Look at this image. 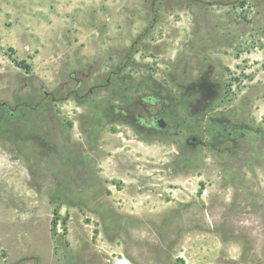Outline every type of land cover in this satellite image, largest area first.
Here are the masks:
<instances>
[{"label": "rangeland", "instance_id": "1", "mask_svg": "<svg viewBox=\"0 0 264 264\" xmlns=\"http://www.w3.org/2000/svg\"><path fill=\"white\" fill-rule=\"evenodd\" d=\"M151 1L118 0L117 8L129 10L132 30L116 33L98 52L80 39V0H0V264H264V153L259 162L253 158L239 166L237 181L262 209L258 227L203 221L177 229L170 245L159 248L151 236L149 241L141 236V227L139 232L123 224L105 227L102 214L82 197L83 173L76 172L79 181L61 178L22 137L51 129L50 119L38 121L35 114H56L67 144L87 156L96 152L108 198L123 223L148 221L161 231L191 205L234 206L240 192L230 178L235 164L224 155L203 149L192 161L189 148H180L178 141L149 138L146 144L128 126L106 124L114 119L112 104L121 106L112 86L80 102L70 96L57 103L45 99L39 111L28 106L41 99V88H72L80 73L91 75L85 88L105 82L109 69L122 64L149 29L134 46L135 65L122 75L151 73L177 92L170 75L180 73L185 53L198 46L191 78L200 67H217L213 81L219 94L206 111L244 114L264 126V0H171L167 5L155 0L154 10ZM202 24L214 33L211 42L202 38ZM105 33L97 23V34ZM12 58L25 60L28 71ZM111 96L108 114H97ZM16 103L26 114L22 121L8 115V106Z\"/></svg>", "mask_w": 264, "mask_h": 264}, {"label": "flooded vegetation", "instance_id": "2", "mask_svg": "<svg viewBox=\"0 0 264 264\" xmlns=\"http://www.w3.org/2000/svg\"><path fill=\"white\" fill-rule=\"evenodd\" d=\"M154 1L152 0L150 4L152 10L155 9ZM170 1L163 0V3L167 5ZM190 2L188 4H192ZM201 34L202 38H207V41L211 42L214 33L206 32L204 24H202ZM139 39L135 40L130 49L136 50L134 46L139 42ZM197 50L199 51L201 48L195 46L194 50L191 48L185 53L186 57L180 64V73L170 75V79L176 84L177 90L184 88L191 93L193 92L194 98L190 105L194 110H199L204 114H160V109L148 102L152 95H148L147 89L141 88L135 93L134 98L136 101L133 104L119 99L121 106L112 104L114 119L112 121L107 119L106 124L115 122L126 125L135 132L139 140L146 144H148L149 138L161 137L178 141L180 148H189L190 160L192 161L200 159V152L207 149L210 153L224 155L229 163L235 164L233 168L236 171H238L240 165L249 162L253 158L259 162L261 148L264 147V136L261 135V126L258 122L246 119L244 114H209L210 112L206 111L219 94L218 85L213 81V75L216 73L217 67L213 64L207 65L204 69L200 67L199 75L191 78L190 66L194 62L195 56L197 58L198 53L194 52ZM136 52L137 50L133 55ZM128 55L129 51L125 54L122 64L109 69L105 82L98 81L85 88L84 80L91 75L90 73H80V76L75 77V84L72 88L66 89L64 84L56 88V92L41 88V99L28 104V106L33 111H39L40 108H43L41 104L48 98L53 103H57L73 96L80 102V100H84L94 93L95 90H101L107 86H112L113 90L115 80L123 76L122 70L124 68L129 67L126 65L129 64L130 60ZM159 83L162 85L161 82ZM24 104L26 105L27 102ZM20 106L21 103L8 106L10 109L8 115L22 121L26 114L23 109H19ZM16 111L19 114H15ZM35 115L38 121L42 120L43 117L46 121L50 119L51 129L45 132H43L44 130H34L25 133L22 137L29 139L30 146L41 163L52 162L55 165V169L61 178L79 181V178L75 179V174L77 171L83 173L80 176L82 177L80 181L85 185L82 189L84 192L82 197L88 199L89 206L94 207L98 215L102 214L103 225L109 230L115 229L119 224H123L122 226L132 232H139L137 228L141 227V236L146 237L148 241L149 236H151L150 239L153 245L156 244L161 248V246L170 245L174 232L182 226H196L202 224L203 221H207L222 223L223 225L229 223L237 228L248 230L258 227V224L263 221L260 214L262 209L259 207L256 198L238 188L237 181H233L232 186L237 187L240 192L236 193V202L229 210L216 203L207 206L191 205L188 210L177 215L161 231L158 230L157 225H153L148 221H142L141 224H129L127 221L123 223L119 216L120 211L111 204L108 198L104 180L98 170L96 152L87 156L77 145L67 144L62 137L56 114ZM97 123L99 126L103 125L100 119ZM97 139L96 137L94 141H97ZM246 153L247 157L250 158L248 160L244 159ZM78 190L80 193V187Z\"/></svg>", "mask_w": 264, "mask_h": 264}, {"label": "trees", "instance_id": "3", "mask_svg": "<svg viewBox=\"0 0 264 264\" xmlns=\"http://www.w3.org/2000/svg\"><path fill=\"white\" fill-rule=\"evenodd\" d=\"M191 1V0H189ZM149 29H146L144 33L141 34L140 39H142L146 33H148ZM139 39V40H140ZM136 50H132L129 48V64H126L130 68L135 65V62L131 61L133 57V53ZM12 60L22 69L28 71L29 65L26 64L25 60L16 61L14 58ZM147 89L149 92L148 95L151 99L148 101L156 106L157 109H160V114H182L181 112L188 110V114H204V112H200L199 110H194V108L190 105L192 102L194 95L193 92L183 89L174 90L171 87L162 86L151 73H148L146 76H140L134 78L130 75H123L115 80L113 84V91L115 94L113 97L119 99L120 101H125L126 103L133 104L136 100L134 98L135 93L138 89ZM123 90L125 92H123ZM127 92V93H126ZM154 92V93H153ZM126 93V94H125ZM110 100H112V96L106 100L104 107H97V114H108V108L110 107ZM6 104H2L4 107ZM261 126V125H260ZM261 135L264 136V126H261ZM264 153V147L261 148V154ZM186 156V155H184ZM232 170V169H231ZM231 172L230 178L232 181L236 182L239 179V172L234 171Z\"/></svg>", "mask_w": 264, "mask_h": 264}, {"label": "crops", "instance_id": "4", "mask_svg": "<svg viewBox=\"0 0 264 264\" xmlns=\"http://www.w3.org/2000/svg\"><path fill=\"white\" fill-rule=\"evenodd\" d=\"M117 2L118 0H80V39L93 44L98 52L111 45L116 33L132 30L133 25L126 19L130 15L129 10H124L122 6L117 8ZM97 23L106 28V33L102 36L97 34Z\"/></svg>", "mask_w": 264, "mask_h": 264}]
</instances>
